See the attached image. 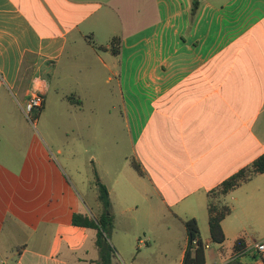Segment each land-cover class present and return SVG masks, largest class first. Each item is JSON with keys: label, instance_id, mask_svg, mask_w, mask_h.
I'll return each instance as SVG.
<instances>
[{"label": "crops", "instance_id": "crops-1", "mask_svg": "<svg viewBox=\"0 0 264 264\" xmlns=\"http://www.w3.org/2000/svg\"><path fill=\"white\" fill-rule=\"evenodd\" d=\"M192 7L0 0V264H96V231L73 225L75 213L101 215L96 181L112 202V264L134 258L138 229L174 228L179 264L185 220L199 224L206 264H228L237 239L251 249L249 233L264 232L259 173L224 197L232 209L222 221L226 239L209 251V193L264 155V0H202L195 14ZM53 89L83 109L84 175L75 152L67 158L23 112L40 93L39 119ZM77 180L89 190L83 196Z\"/></svg>", "mask_w": 264, "mask_h": 264}, {"label": "trees", "instance_id": "trees-1", "mask_svg": "<svg viewBox=\"0 0 264 264\" xmlns=\"http://www.w3.org/2000/svg\"><path fill=\"white\" fill-rule=\"evenodd\" d=\"M201 1L202 0H192V14L198 11ZM111 46L113 52L118 54L121 48L120 38H114L111 42ZM67 99L68 101H73L72 96L67 97ZM78 103L81 102L79 101ZM133 166L138 173H141L139 164L133 163ZM259 173H264V155L209 193V225L210 236L213 243L223 244L226 239L222 229V221L232 213V209L224 204V197ZM96 178H98L97 175ZM95 186L98 192V200L102 205L101 215L95 217L89 213H75L73 216V225L95 230L96 246L100 253L99 261L96 264H112V259L115 254V248L109 241V235L113 229V217L111 214L112 202L105 184L96 181ZM184 225L188 242L182 264H206V250L201 240L200 227L197 220L194 218L185 220ZM233 250L236 257L228 264H243L239 258L249 251L245 240L243 238L237 239L233 246Z\"/></svg>", "mask_w": 264, "mask_h": 264}, {"label": "rangeland", "instance_id": "rangeland-1", "mask_svg": "<svg viewBox=\"0 0 264 264\" xmlns=\"http://www.w3.org/2000/svg\"><path fill=\"white\" fill-rule=\"evenodd\" d=\"M66 63L70 64V56L64 57L62 64ZM67 89H70V86ZM105 90L108 92L107 88H105ZM48 106L49 110H47V112L39 119L37 116H35V124H33L38 128L39 131H41V133H45L44 129L51 131L53 133L52 138L57 141L58 145L64 147L67 158H70L71 152H75V161L77 163L79 162V165H77L76 168H79L81 175L88 173V168L90 165L84 153L85 142L83 141L81 132L83 123V109L72 107L71 104L69 107V103L61 99V97L56 94L54 89L49 96ZM75 106H77V104H75ZM68 132L69 134H66ZM44 137L47 138L45 135ZM66 168L70 172V167L66 166ZM76 177L78 178L79 176L77 175ZM76 183L82 196L89 192V190L85 191V186L81 182L79 184L77 180ZM95 212V209H93L92 213L94 214L92 215L97 217L98 215ZM175 232L176 230H174V228L171 230L164 228L154 230L152 235H150L149 232L138 229L132 234V240L134 241L135 245H137L134 258L130 260H121L118 257V264H179L181 255L180 245L182 240L181 236H177V238L181 240L180 242L174 239L172 241L170 240V237L174 236ZM111 235L112 234L109 235L110 238ZM176 235H178L177 232ZM249 235L253 242H259L263 239L264 232L251 231ZM140 240L141 242H139ZM149 240V245H147V241ZM138 245H140L141 248H139ZM210 248L211 249H209V251L214 253L216 250H218V244L210 243ZM255 255L256 258L254 257ZM256 260H262V256L256 254L253 251L249 250L243 255V261L246 264H254Z\"/></svg>", "mask_w": 264, "mask_h": 264}, {"label": "built area", "instance_id": "built-area-1", "mask_svg": "<svg viewBox=\"0 0 264 264\" xmlns=\"http://www.w3.org/2000/svg\"><path fill=\"white\" fill-rule=\"evenodd\" d=\"M44 105V96L40 93H33L23 107V112L28 120L35 124L34 118L39 113ZM207 246H205L206 248ZM261 256H264V240L255 242L249 249Z\"/></svg>", "mask_w": 264, "mask_h": 264}]
</instances>
